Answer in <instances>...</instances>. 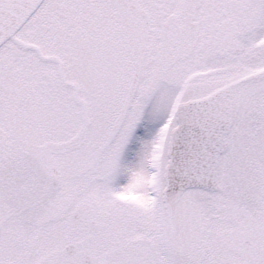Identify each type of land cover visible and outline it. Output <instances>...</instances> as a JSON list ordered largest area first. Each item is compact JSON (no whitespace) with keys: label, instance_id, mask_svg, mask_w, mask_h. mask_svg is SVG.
Segmentation results:
<instances>
[{"label":"snow or ice","instance_id":"6c2138e0","mask_svg":"<svg viewBox=\"0 0 264 264\" xmlns=\"http://www.w3.org/2000/svg\"><path fill=\"white\" fill-rule=\"evenodd\" d=\"M0 264H264V0H0Z\"/></svg>","mask_w":264,"mask_h":264}]
</instances>
